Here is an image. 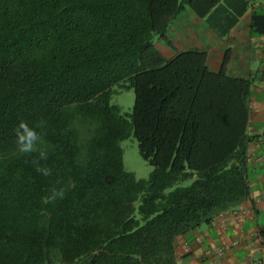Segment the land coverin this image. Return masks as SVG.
Returning <instances> with one entry per match:
<instances>
[{
	"label": "trees",
	"instance_id": "trees-1",
	"mask_svg": "<svg viewBox=\"0 0 264 264\" xmlns=\"http://www.w3.org/2000/svg\"><path fill=\"white\" fill-rule=\"evenodd\" d=\"M218 2L0 0V264H176L180 237L248 199L250 81L154 43ZM20 120L43 121L51 176L16 151ZM130 135L146 180L124 170ZM52 188L65 198L45 204Z\"/></svg>",
	"mask_w": 264,
	"mask_h": 264
},
{
	"label": "crops",
	"instance_id": "crops-1",
	"mask_svg": "<svg viewBox=\"0 0 264 264\" xmlns=\"http://www.w3.org/2000/svg\"><path fill=\"white\" fill-rule=\"evenodd\" d=\"M166 59L190 50L207 54L216 73L249 80V197L232 212L176 242V264H264V0H219L198 18L188 8L167 31Z\"/></svg>",
	"mask_w": 264,
	"mask_h": 264
},
{
	"label": "clouds",
	"instance_id": "clouds-1",
	"mask_svg": "<svg viewBox=\"0 0 264 264\" xmlns=\"http://www.w3.org/2000/svg\"><path fill=\"white\" fill-rule=\"evenodd\" d=\"M42 127L43 121L39 125L30 126L29 123L20 120L14 129V143L16 151L19 154H34V158L31 163L34 166L35 171L43 177H49L52 175V169L46 165H42L41 163L48 160L47 147L44 146L42 136L37 130ZM64 198V189L52 188L42 199L45 204L54 205L58 200H63Z\"/></svg>",
	"mask_w": 264,
	"mask_h": 264
},
{
	"label": "rangeland",
	"instance_id": "rangeland-1",
	"mask_svg": "<svg viewBox=\"0 0 264 264\" xmlns=\"http://www.w3.org/2000/svg\"><path fill=\"white\" fill-rule=\"evenodd\" d=\"M154 43L157 45V38L154 39ZM111 98L110 104L117 106L120 109L122 115L131 113L134 105V92L133 90H119ZM120 147L123 151V167L124 170L132 173L138 180H146L149 178L153 168L147 162H145L138 152L137 142L133 135L120 143ZM189 182L183 183L182 186L188 185Z\"/></svg>",
	"mask_w": 264,
	"mask_h": 264
}]
</instances>
